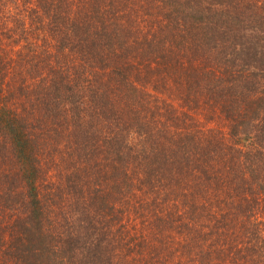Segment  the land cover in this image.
Wrapping results in <instances>:
<instances>
[{
    "label": "trees",
    "instance_id": "16d2710c",
    "mask_svg": "<svg viewBox=\"0 0 264 264\" xmlns=\"http://www.w3.org/2000/svg\"><path fill=\"white\" fill-rule=\"evenodd\" d=\"M0 264H264V0H0Z\"/></svg>",
    "mask_w": 264,
    "mask_h": 264
},
{
    "label": "rangeland",
    "instance_id": "374dc122",
    "mask_svg": "<svg viewBox=\"0 0 264 264\" xmlns=\"http://www.w3.org/2000/svg\"><path fill=\"white\" fill-rule=\"evenodd\" d=\"M29 1L30 0H22V2L23 3H26V5H29ZM32 2V1H31ZM252 39L254 38V37H256V36H253V35H250V33L248 34ZM42 39V38H41ZM39 44H41V43H39ZM55 175H58L57 173H51L50 175H49V179L52 181V182H54L55 181ZM51 198H53V199H49L50 200V202L51 203H54V202H56V201H58L59 200V196H52ZM53 200H54V202H53ZM43 204H45V200L43 201ZM56 204V203H55ZM6 214L8 213V212H5ZM9 218V217H8Z\"/></svg>",
    "mask_w": 264,
    "mask_h": 264
}]
</instances>
